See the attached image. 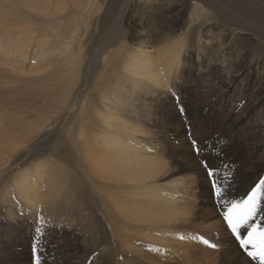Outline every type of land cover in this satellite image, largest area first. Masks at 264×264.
<instances>
[{"label":"rangeland","instance_id":"obj_1","mask_svg":"<svg viewBox=\"0 0 264 264\" xmlns=\"http://www.w3.org/2000/svg\"><path fill=\"white\" fill-rule=\"evenodd\" d=\"M164 1L162 0L161 3ZM145 4L146 0H134L129 6L127 22L134 33L137 28L135 20L139 19L140 13L145 12ZM118 20L112 17L106 21L105 25L96 27L95 33H101L102 35L98 36L102 37L97 42L94 39L88 41L87 46L90 45L89 48L93 47V50L99 47L101 41L107 37L114 38L115 42H113L116 45L117 36L120 33L117 30L120 24ZM140 30L137 29V31ZM216 33V29L209 33L204 28L187 34V44L184 45L183 53H181L183 59L179 61L178 72L173 75L175 80L172 85L165 88L167 90L165 103H168L169 107L172 103L175 112L179 115L182 113L186 117L182 119L185 124L183 132L166 130L163 127L164 104L154 101L155 95H151V92L139 89L138 99L135 100L136 108L138 103L139 106L144 104L150 110V115H145L142 111L145 109L144 106L132 112L139 115L137 118L121 113L120 118L124 121L123 125L126 129L142 128V132L139 135L130 134L127 131L119 133L124 140H130L134 146L138 147L136 149L145 153L155 149L158 144L157 139L166 131L169 132L168 139L173 144L176 141L188 139L190 144L187 148L189 147L188 150L195 154V160L205 170L206 177L204 181L190 177L187 179V185L189 186V183L193 186L198 185L202 191L207 190V186L210 187L209 196H212L215 206L221 209L217 211V218H211L208 215L202 219L196 217V213L190 215L191 209L189 211L186 209L191 208L189 202L194 192H190L192 190L190 186L184 188L182 183L181 185L175 183L178 175L173 174L174 176L163 177L157 189L163 193L164 199L173 202L174 209L184 208L181 202H185L186 208L179 212L178 220L165 222L163 226L154 225L152 221H147L146 224L140 223L132 220L129 213L121 212V204H116L117 201L121 199L123 204L129 206L135 201L132 196L138 192L139 198L142 199L138 201L140 207L152 208L158 207L162 199L155 203L146 200L148 196H144L140 191L141 182L120 185L115 181H108V179L106 181L101 176L91 175L88 162L80 161L83 156L79 150L83 147L75 144V140L89 137L90 132L98 133L99 127L95 125L88 128L82 136L78 135L77 130L79 126L92 125L88 124L87 118L94 112L88 111L87 107L97 91L98 75L92 73L93 62L89 64L86 74L80 72L77 75L80 80L82 77V80L78 81L82 84L79 92L74 95V91L69 88L63 96H59L62 94H56L53 90L55 82L58 81V78L56 80L53 78H56L53 68L55 69L57 64H50L49 60L30 58L29 61H24L18 71L11 73L0 69V78L5 81L3 83L0 80V120L2 121L0 124L6 123L7 127H10L11 121L8 119L10 116L21 121L10 129L14 136L12 139L20 143V151L13 158L15 160L11 159L6 166H0L2 170L0 172V264H34V260L35 264H52L47 263L50 255L56 258L62 256V259L53 260V264H59L65 261L63 260L65 253L72 254L68 261L73 264H161L164 262L165 264L190 262L215 264V253L225 247L233 246L243 251L246 257L251 258L253 261L251 264H261L258 257L247 255V251L239 246L231 233L223 217L227 209L224 206L225 209L222 210L216 188L224 192L229 188V184L237 179V170H235L237 168L230 166L231 169H229L227 162L244 154L243 142L248 144L252 142V137L249 135L254 131L260 117L264 118V48L259 49L254 42L251 40L249 42L245 31L237 30L232 35H225L226 37L222 35L221 45L229 51L226 57L220 58L225 61L222 67L220 61L214 57L218 49ZM38 34L39 32L36 34V39L39 38ZM146 52H149V59L154 58L156 54L149 48ZM85 58L86 54L83 61L86 60ZM95 59H98L96 71L102 70L100 58L96 55L93 60L96 61ZM48 64L49 69H52L51 73L46 68ZM82 64L86 69V63ZM121 69L119 68L116 75L112 76L113 81H117L116 78ZM68 75H70L69 78L74 77L71 73ZM7 76L9 80L6 79ZM66 77L62 79L65 81ZM120 77L119 82L128 89L124 92L123 88V96L129 92L135 93V89L131 88L133 78ZM73 81L76 82V79ZM119 82L117 81L116 84ZM116 84L111 86L112 89L115 90ZM136 84L141 85L140 82ZM209 84L214 87L216 94L219 93L220 87L228 84L227 86L231 88L228 92L230 94L228 102L222 104L220 101L218 103L212 100L208 106L199 103L200 99L209 95L211 91L208 88ZM49 94L52 95L51 100ZM113 103L114 101L110 102V110L115 112ZM232 103H236L233 120H236L238 115L248 118L236 129L230 126L233 120L225 124L222 121L223 116L228 112L229 104ZM217 104L222 106L220 110L216 109ZM110 110L107 113L109 124L118 126L119 119L113 117L114 113ZM201 113L206 116H201ZM193 115L201 116L199 117L200 126L189 123V119L194 122ZM43 120H47V123L41 127ZM49 123L50 125H46ZM52 123L55 126L51 125ZM111 131L114 136L118 133L115 128H109L106 124V134L103 135L106 136L107 132L109 134ZM43 133L46 135L44 136ZM192 141L196 142L195 148L191 146ZM208 159L212 162H208ZM202 162H206L207 166ZM80 163L84 167H81ZM41 166L47 169L46 172L43 171L42 186L38 185V182L40 183L38 178H41L43 174L37 175V169ZM218 167L224 173L222 177L217 173ZM207 168L215 170L211 178L207 174ZM257 175L255 185L248 191L249 194L257 184L260 185L255 214L247 224L238 229V232L245 236L249 230L258 231L264 228V168ZM24 179L28 183L26 192L32 191L31 193L35 194L31 203L21 193L22 185L25 184ZM159 197L162 198V194ZM222 200L223 202L226 200L224 203L228 202L225 198ZM192 205L194 206V202ZM41 209L44 210V214ZM174 223H183V225L172 226ZM37 227L42 231L39 249L34 254L32 245L35 242L33 237ZM65 244L68 246L64 247ZM213 244L217 247H211ZM247 250L255 251L252 245H248ZM63 264L67 263L63 262Z\"/></svg>","mask_w":264,"mask_h":264},{"label":"bare ground","instance_id":"obj_2","mask_svg":"<svg viewBox=\"0 0 264 264\" xmlns=\"http://www.w3.org/2000/svg\"><path fill=\"white\" fill-rule=\"evenodd\" d=\"M133 1L0 0V69L11 73L15 70L18 71L24 61L27 62L30 58L49 60L50 64H57V67L53 68L56 78H53L55 80L58 78V81L55 82L53 90L56 94H62L59 96H63L69 88L74 91V95L79 92L82 84L78 82L80 78L78 79L77 75L80 72L86 74L89 64L93 62L92 73L98 75V87L96 86L97 91L94 93L92 100L89 99L91 102H88V107L86 106L88 111L93 110L94 112L92 113L93 116H87L89 117L87 118L88 124L92 125L79 126L77 129L79 131L78 135L82 136L93 125L99 128L97 134L96 132H90L89 137L75 140V144L83 147V149L79 150L81 156H83L80 158V161L88 162V170L93 176H101L105 180L115 181L120 185L141 182L140 191H142L144 196H148L147 198H143L150 203L152 201L155 203L162 199L161 203H158V207H140L138 201L142 199L139 198L138 194L140 193L138 192L132 196L135 201L129 206L123 204L121 199L116 204H121L120 211L129 213L132 220L145 224L147 221H152L154 225L163 226L165 222L177 221L179 212L186 207L185 202H181L184 208L174 209L172 208L173 202L163 198V193L159 192L160 189H157L162 178L177 174L175 183L177 182L178 185L182 183L183 187L187 188V179L190 177L194 180L204 181L206 177L205 170L197 164L198 161L195 160V154L188 150L190 149L189 147L187 148L190 144L189 140H180L173 144L168 139L169 136L167 134L169 132L167 131L157 139L158 144L156 143L157 146H155L156 144L154 145V152L145 153L136 149L138 147L134 146L128 139L124 140L119 132L127 131L130 134L139 135L142 132V128L135 129L133 127V129H126V126L123 125L124 121H121L122 118H120L121 113L137 118L139 115H135L132 112H135L140 106H144L145 109L142 111L145 115H150V110L144 104L139 106L138 103L139 107L137 106V108L135 105L139 89H146L151 92V95H155L154 101L164 104L165 120L163 127L168 131L173 129L176 132L182 133L185 125L182 119H186V117L182 113L179 115V113L175 112L172 103H170V107L168 103H165V98L167 97V90L165 88L172 85V82L175 80L173 78L175 76L173 75L178 72L179 61L183 59L181 53H183L182 49L184 45L187 44V34L203 30L204 28L205 31L211 33L216 29L218 49L214 50V57L220 61L221 66L225 61L220 60V58L222 57L223 59V56L226 57L229 53L227 48L221 45L222 41L220 38L222 35H232L237 30L240 32L245 31L247 32L246 39L249 42L250 40L254 42L259 49L264 48V0H165L162 3V0H146L145 12L140 13L139 19L135 20L137 25L135 33L127 22L129 20L127 12ZM112 17L119 19L120 23L117 29L120 31L117 36L118 43L115 45L114 38L107 37L101 41L99 47H95L93 50V47L89 48L90 45L87 46L88 41L94 39L97 42L102 37L101 33H95L96 27L105 25L106 21ZM137 29L141 30L137 31ZM38 32L39 38L36 39ZM99 34L101 35L98 36ZM112 42L114 45L111 48ZM148 48L156 52L154 58H150L151 60L148 58L149 52H146ZM86 51L87 53H85ZM84 53L86 54V60L83 61ZM96 55L100 58L99 61L102 65V70L100 71H96L98 59H95L96 61L93 60L96 58ZM84 62L86 63V69L82 66ZM49 66L48 64L46 68L49 69ZM119 68L122 69L116 80L119 82L120 76L136 79H131V88L135 89V93L131 94L129 92L123 96V88L125 89L124 92H127L128 89H126L123 83L119 82V84H116L117 81L112 80V76L116 75ZM49 71L51 73L52 69H49ZM69 72L74 77L69 78ZM14 76L16 75L14 74ZM64 76H68L65 78V81L62 79ZM101 76L105 77L102 78ZM139 78H142V80L140 81ZM6 79H8V76ZM74 79H76V82L73 81ZM0 80L2 79L0 78ZM136 82H140L141 85L138 86ZM114 84H116L115 90L111 87ZM227 85L224 84L223 87H220L219 93L216 94L213 89L214 87L209 84L208 88L211 90L209 95L200 99L199 103L207 106L210 105L212 100H216L218 103L220 101L222 104L227 103L230 96L228 92L231 89ZM173 88L176 87L173 86ZM223 88L225 89L223 90ZM52 94H54L53 91ZM130 96L136 97L130 98ZM51 98L52 95H50L49 99L51 100ZM112 101H114L115 112L110 110V102ZM187 104H185L186 107ZM221 108L222 106L217 104L216 109L220 110ZM228 108V112H226L222 119L224 124L233 120L236 103L229 104ZM109 110L114 113L113 117L119 119L118 126L109 124V120L107 119ZM201 116L206 115L201 113ZM201 116L193 115L194 122L189 119V123L194 126H200L201 120L199 117ZM20 117L22 116L20 115ZM8 119L11 121L10 127H7L8 124L6 125V123L0 124V166H6L20 151V143L12 139L14 136H12L13 133L10 129L15 124H20L21 121L19 119V122L17 118L11 116ZM247 119V117L238 115L237 119L233 120L230 126L236 129ZM44 123H47V120H43L42 124L39 125L43 127ZM106 124L109 128H115L118 132L116 136L112 135L113 131L109 133L110 135L108 132L106 136L103 135L106 134ZM46 125H50V123ZM51 125L55 126L53 123ZM249 136L252 137V142L249 144L243 142L242 144V146H245L244 154L241 157L229 159L227 162L229 169H231L230 166L237 168L235 169L234 167L237 170V174L235 172L237 179L229 184L227 190L219 194L220 198L218 200L220 201L219 204L222 206V210L225 209L224 206L227 209L232 201L240 202L245 200L249 189L256 183L255 181L258 178L257 173L264 168V118L262 116L259 122L255 124V129ZM208 162L212 161L208 159ZM81 167H84L83 164H81ZM218 168L217 173L222 177L224 173L221 172L220 167ZM37 170L38 175L43 174V171L46 172L47 169L41 166ZM43 177L44 174L41 178H38L40 180L38 185L40 186H42V181H44ZM24 181L25 184L22 185V192H20L31 203L35 194L31 193L32 191L26 192L28 183L26 179ZM48 182L50 183L49 180ZM174 184H172L173 187ZM189 184L190 189L193 190L190 192H194L190 200L191 202H189L191 203V208L186 209L187 211L191 209L189 214L196 213V217H201L202 219H205L208 215L211 218H217V211L221 209L215 206L212 196H209L211 192L210 187L207 186V190L202 191L199 189L200 187L198 188V185L193 186L191 183ZM161 194L162 198L159 197ZM224 198L228 200L227 203H224L226 200L223 202L222 199ZM193 202L194 206L192 205ZM174 203L178 204L177 202ZM37 208L39 209L40 207ZM41 211L44 214V210L41 209ZM182 225L183 223H174L172 226ZM63 246L66 247L68 244ZM215 254V264H251L253 262L251 258L246 257L243 251L236 246L225 247ZM71 256L72 254L65 253L63 256V260L65 261L59 262V264H63V262L73 264L68 261ZM60 258L50 255L47 263L53 264V260ZM161 264H165V262Z\"/></svg>","mask_w":264,"mask_h":264},{"label":"snow or ice","instance_id":"obj_3","mask_svg":"<svg viewBox=\"0 0 264 264\" xmlns=\"http://www.w3.org/2000/svg\"><path fill=\"white\" fill-rule=\"evenodd\" d=\"M182 111V109H181ZM194 148L196 147V142L192 141ZM205 166L206 162H202ZM207 174L211 178L215 174V170L212 168H207ZM215 187V184H214ZM260 185L257 184L255 188L248 194L247 198L243 201L237 202L232 201L227 210L223 213L224 220L227 223V226L231 230L234 238L238 241L239 246L242 249L247 251V255L250 257H258L261 261V264H264V228L259 229L258 231L255 229L249 230L247 235H243L238 232V229L241 228L242 225L247 224L248 220L255 214L256 201L258 195V189ZM216 194H220V189L216 188ZM251 229V226H250ZM41 228L37 227L35 229V236L33 237L34 243L32 245V249L34 254L39 249V239L41 234ZM252 245L255 251H248L247 246ZM211 247L215 248L216 245H211ZM35 264V260H34Z\"/></svg>","mask_w":264,"mask_h":264}]
</instances>
